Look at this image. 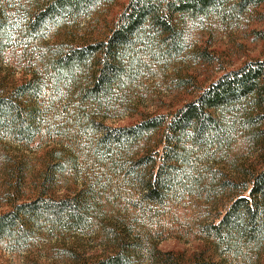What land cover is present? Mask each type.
<instances>
[{
	"label": "trees",
	"instance_id": "obj_1",
	"mask_svg": "<svg viewBox=\"0 0 264 264\" xmlns=\"http://www.w3.org/2000/svg\"><path fill=\"white\" fill-rule=\"evenodd\" d=\"M117 1L0 0V57L14 43L33 55L30 77L0 85L9 91L0 142H56L38 195L0 213V244L21 250L48 233L64 264H184L152 235L167 231L171 202L198 195L214 203L200 226L211 254L190 264H264V61L222 75L174 113L108 123L139 73L184 55L182 19L241 15L264 0H127L102 40L36 47ZM238 139L254 152L231 157Z\"/></svg>",
	"mask_w": 264,
	"mask_h": 264
},
{
	"label": "rangeland",
	"instance_id": "obj_2",
	"mask_svg": "<svg viewBox=\"0 0 264 264\" xmlns=\"http://www.w3.org/2000/svg\"><path fill=\"white\" fill-rule=\"evenodd\" d=\"M10 1L16 4L19 0ZM126 4L127 0H122L101 6L76 25L66 23L61 28L55 27L43 40L46 42L38 43L36 47L41 49L44 43L102 40ZM180 30L186 46L184 55L172 62H164L160 68L154 67L152 72L139 73L126 91L128 102L119 104L123 113L117 120L108 121L109 125L126 126L140 121L143 116L174 113L195 100L222 75L246 63L264 61V4L241 15L185 18L180 21ZM12 45L0 57V85L5 82L1 87L30 77L31 48L26 53L25 44ZM52 144L56 142L45 144L43 137L29 146L10 140L0 142V213L8 211L10 203H21L38 195L43 183L46 151ZM249 149L248 143L238 139L230 155L242 158L254 152ZM66 181L57 188L60 196L65 190L63 185H70ZM212 205L214 203L206 201L205 196L198 195L171 202L165 214L167 231L157 228L152 241L162 253L178 256L184 264H190L196 258H208L211 251L207 243L200 241L203 235L200 226L206 225L215 215ZM26 246L14 250L6 243L0 244V264H64L58 257L60 243L51 234H42ZM99 251L95 249L91 253ZM142 260L143 256L140 264H151L146 257ZM254 263L258 264L256 260Z\"/></svg>",
	"mask_w": 264,
	"mask_h": 264
}]
</instances>
